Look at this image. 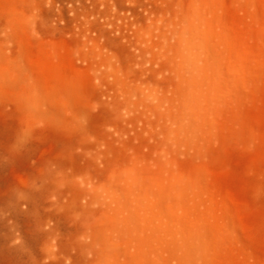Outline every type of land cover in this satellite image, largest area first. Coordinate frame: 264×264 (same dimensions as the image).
Wrapping results in <instances>:
<instances>
[{
  "label": "rangeland",
  "instance_id": "374dc122",
  "mask_svg": "<svg viewBox=\"0 0 264 264\" xmlns=\"http://www.w3.org/2000/svg\"><path fill=\"white\" fill-rule=\"evenodd\" d=\"M0 264H264V0H0Z\"/></svg>",
  "mask_w": 264,
  "mask_h": 264
}]
</instances>
